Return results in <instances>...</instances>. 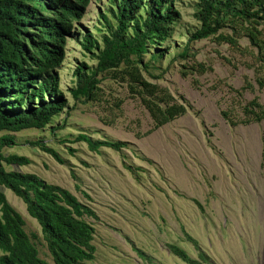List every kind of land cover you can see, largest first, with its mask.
<instances>
[{"label":"rangeland","instance_id":"374dc122","mask_svg":"<svg viewBox=\"0 0 264 264\" xmlns=\"http://www.w3.org/2000/svg\"><path fill=\"white\" fill-rule=\"evenodd\" d=\"M195 3L172 0L178 23L161 45L169 50L150 68L158 78L144 72L186 106L183 115L146 134L153 126L147 109L126 82L108 72L99 74L96 101L71 96L75 67L81 62L89 68L96 64L78 37L88 31L99 37V11L108 7V0H90L75 24L77 38L66 40L65 57L57 69L67 101L62 111L43 129L0 131V136L14 137V143L0 147L3 155L29 159L26 165L5 164L6 169L35 173L94 210L96 217H85L95 229L94 258L84 264H186L168 244L198 258L187 235L197 241L210 264H264V126L262 122L233 126L222 116L223 110L231 117L241 116L243 105L254 97L264 108V86L256 82L257 77L264 79V65L246 36L239 37L238 48L208 37L189 42L196 51L194 61L202 62L205 70H187L182 76L186 60L176 53L198 27ZM247 81L251 89L243 88ZM79 134L124 141L126 146L93 151L77 139ZM38 140L64 163L32 144ZM0 189L22 216L38 255L52 263L37 220L10 189Z\"/></svg>","mask_w":264,"mask_h":264},{"label":"trees","instance_id":"16d2710c","mask_svg":"<svg viewBox=\"0 0 264 264\" xmlns=\"http://www.w3.org/2000/svg\"><path fill=\"white\" fill-rule=\"evenodd\" d=\"M90 0H0V131L18 132L43 129L59 115L66 98L59 86L58 67L65 57L66 40L77 38L75 24L83 17ZM194 17L198 27L177 51L182 76L187 70L202 72L205 65L194 61L196 51L189 42L213 37L217 43L238 48V39L246 36L255 57L264 65V0H196ZM178 11L172 0H108L99 11L101 31L98 36L85 32L78 37L82 50L96 60L89 68L83 62L74 71L71 96L77 101L98 99L100 73L126 82L132 94L139 96L153 126L146 134L186 113L166 87L149 81L150 68L163 59L169 46L162 43L177 26ZM147 54V58L145 56ZM189 59V61H188ZM192 60V62H190ZM189 63V64H188ZM256 82L264 86L260 76ZM252 88L247 81L243 88ZM222 116L231 125L262 122L264 108L257 97L246 102L242 115ZM90 150L100 147L119 151L126 143L95 139L79 134ZM14 143L13 135L0 136V147ZM60 164L64 160L42 141H34ZM261 160L264 166V128L261 135ZM24 155L0 151V187L10 189L26 205L28 214L39 223L52 263L38 255L35 243L24 230L22 216L8 202L0 189V264H84L94 258L92 241L95 229L85 217H96L94 210L69 190L44 181L35 173L6 169V165H26ZM87 196V195H85ZM200 208L201 205L193 200ZM198 249L193 258L176 244H168L171 253L186 264H210L197 241L187 235Z\"/></svg>","mask_w":264,"mask_h":264}]
</instances>
